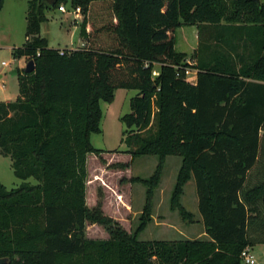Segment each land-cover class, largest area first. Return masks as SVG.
<instances>
[{"label":"trees","instance_id":"16d2710c","mask_svg":"<svg viewBox=\"0 0 264 264\" xmlns=\"http://www.w3.org/2000/svg\"><path fill=\"white\" fill-rule=\"evenodd\" d=\"M63 2L81 7L87 45L61 54L41 26L46 10ZM224 19L250 22L230 30L254 54L249 61L219 54L188 78L177 30ZM27 21L26 41L13 54L34 60L35 71L20 74L16 101H0V149L23 180L13 188L0 180L6 264H242L247 246L264 243V2L29 0ZM119 88L138 90L122 116L129 150L160 158L145 182L156 185L164 159L182 154L172 203L180 207L183 185L194 177L206 237L140 240L145 215L133 235L86 236L88 221L112 222L88 207L86 193L88 155L103 152L91 141L102 131L101 101L113 102ZM151 198L152 188L146 210Z\"/></svg>","mask_w":264,"mask_h":264},{"label":"rangeland","instance_id":"374dc122","mask_svg":"<svg viewBox=\"0 0 264 264\" xmlns=\"http://www.w3.org/2000/svg\"><path fill=\"white\" fill-rule=\"evenodd\" d=\"M264 2V0H261ZM65 4L66 3H61ZM29 0H6L0 21V101H16L19 96V76L24 73L25 57L15 58L13 51L26 41L27 11ZM68 6V5H66ZM69 8V7H68ZM70 9V8H69ZM48 20L41 26V35L47 37L49 45L56 49L83 47L81 36L83 13L79 18L58 8L46 10ZM250 22L224 19L219 25H184L177 30V50L186 54L191 78L195 79L198 65L213 60L219 54L237 53L246 60L255 49L246 47L241 36L233 37L231 30ZM228 27V28H226ZM229 32L223 37L224 30ZM86 41V40H85ZM87 45V43H86ZM239 61V57H236ZM5 62V64H4ZM160 65L154 67V74ZM15 71V72H14ZM138 93L136 89L119 88L113 102L101 101L103 116L100 133H93L92 144L103 150L101 155H88L87 205L100 209L109 218L110 225L87 222L85 234L88 238L109 239L113 232L123 231L133 235L139 227L142 216L149 217L144 230L138 234L140 240H174L182 238H204V224L198 208V194L195 178L183 185L180 207H174L172 196L179 172L184 165L182 154L168 155L163 163L159 181L151 186L146 183L156 173L160 158L156 154L133 156L125 142L126 124L122 116L131 111L130 101ZM136 129L135 127H132ZM10 156L0 149V180L8 188L20 185L23 180L15 175ZM27 181L35 183V178ZM152 188L149 210L148 191ZM185 213L182 212V209ZM254 264H264V243L253 246ZM242 264H247L244 260Z\"/></svg>","mask_w":264,"mask_h":264},{"label":"built area","instance_id":"2783aa9c","mask_svg":"<svg viewBox=\"0 0 264 264\" xmlns=\"http://www.w3.org/2000/svg\"><path fill=\"white\" fill-rule=\"evenodd\" d=\"M70 8V7H69ZM68 8V6H66L65 4H61L59 6V10L62 12H69L71 14H74L76 18H79L82 14V9L80 6L77 7H71L70 9ZM64 53V49L61 50V54ZM39 55V53H38ZM5 64V62H4ZM183 69L185 70V74L188 78H191V69L189 68V66L187 67H183ZM157 71L154 74L153 71V75H156ZM192 79V78H191ZM195 80V79H194ZM242 259L247 263V264H254L255 263V258L254 255L252 253V247L247 246L243 251H242Z\"/></svg>","mask_w":264,"mask_h":264},{"label":"water","instance_id":"95a60500","mask_svg":"<svg viewBox=\"0 0 264 264\" xmlns=\"http://www.w3.org/2000/svg\"><path fill=\"white\" fill-rule=\"evenodd\" d=\"M43 1H45L47 4L53 6L58 0H43ZM252 1L256 2L258 5L262 4L261 0H252ZM35 68H36L35 61L29 60L26 64L25 72H27V73L33 72V71H35ZM7 262H8V258L0 257V264H6Z\"/></svg>","mask_w":264,"mask_h":264},{"label":"crops","instance_id":"0c3cea01","mask_svg":"<svg viewBox=\"0 0 264 264\" xmlns=\"http://www.w3.org/2000/svg\"><path fill=\"white\" fill-rule=\"evenodd\" d=\"M5 1H6V0H5ZM4 4H5V2H4ZM3 8H4V6H3ZM2 10H3V9H2ZM2 10H1V12H2ZM0 21H1V13H0ZM196 26H197V25H196ZM82 44H83V46L86 45V41H85V39H84V42H83ZM49 46H50V45H49ZM159 73H160V70H158L157 73H156V75H153V76H158ZM204 233H205V229H204ZM252 249H253V247H252Z\"/></svg>","mask_w":264,"mask_h":264}]
</instances>
